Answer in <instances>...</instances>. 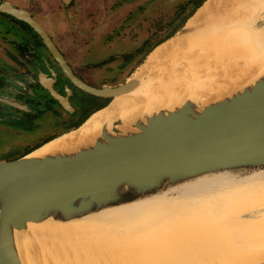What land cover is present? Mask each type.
<instances>
[{
  "label": "bare ground",
  "instance_id": "1",
  "mask_svg": "<svg viewBox=\"0 0 264 264\" xmlns=\"http://www.w3.org/2000/svg\"><path fill=\"white\" fill-rule=\"evenodd\" d=\"M223 1L206 0L188 19L184 34L148 54L134 73L141 78L136 89L115 97L79 128L55 137L32 155L91 142L104 123L118 117L128 120L144 111L171 109L188 98L205 100L206 86H212L206 93L215 98L263 74L264 0L249 4L248 11L258 6L253 15L259 14V19L248 14L255 19L242 26L230 20L229 10H224L225 17L218 14L216 7ZM218 19L221 30L215 25ZM225 51L231 58H223L224 65L217 56L226 57ZM215 57L220 59L218 70L204 66L211 59L216 63ZM27 236L29 243L44 238L48 254L64 264H261L264 171L198 180L174 194L132 200L73 221L31 224Z\"/></svg>",
  "mask_w": 264,
  "mask_h": 264
},
{
  "label": "water",
  "instance_id": "2",
  "mask_svg": "<svg viewBox=\"0 0 264 264\" xmlns=\"http://www.w3.org/2000/svg\"><path fill=\"white\" fill-rule=\"evenodd\" d=\"M0 13L30 26L77 89L111 101L140 84L136 77L115 87L85 84L27 11L0 0ZM188 19L157 46L184 34ZM211 87L203 89L205 100L188 98L171 109L104 123L91 142L32 155L39 146L0 160V264L26 259L38 264L46 254L56 259L44 238L28 242L31 224L73 221L132 200L174 194L198 180L264 171V73L215 98L206 93ZM55 98L67 108L65 100Z\"/></svg>",
  "mask_w": 264,
  "mask_h": 264
},
{
  "label": "rangeland",
  "instance_id": "3",
  "mask_svg": "<svg viewBox=\"0 0 264 264\" xmlns=\"http://www.w3.org/2000/svg\"><path fill=\"white\" fill-rule=\"evenodd\" d=\"M10 1L21 6L25 5V0ZM33 1L34 5L30 6L29 11L44 26L54 43L64 53L74 71L91 85L100 86L104 84L110 87L118 86L128 78L135 77L134 73L144 63L148 51H151L158 42L165 40L170 33L172 36L177 32L183 26L181 22L184 18L188 19L195 12L197 6L202 3V0H73V4L66 15L69 31L65 26V21L63 22L59 14L61 11L58 8V0ZM236 1L238 0H224V3L217 5L216 11L221 16L224 14L222 17H225V11L229 10L227 15L232 14V17L229 18L232 22L236 21L234 23L236 26H242L247 21L255 18L257 19L254 21L259 19V14L257 17L253 15L256 9L259 10L258 6L254 10L248 11L249 4L253 2L258 4L259 0H250L251 2L242 0V3ZM226 2L230 5L236 3L232 7L230 5L226 6L228 5ZM223 5H225V8L222 7ZM222 10H225L224 13ZM230 10L233 11L235 16ZM248 14L255 18L250 17ZM217 21L215 25H218L221 30L220 27L223 23L219 19ZM6 25L0 20V28H5ZM180 25L181 27H179ZM7 52L8 47L5 41L0 39V55L3 57L7 55ZM230 54L227 51L226 57H224V54H222V57L221 54L218 55L217 57H220L221 61L215 57L216 63L214 64L218 68L213 66V56L208 62L209 66H204L212 70H218L219 65L221 67V64L224 63V61L222 62L223 58L229 60L231 58ZM174 56L177 58V54H174ZM161 65V70H163L165 64ZM45 121L41 130L24 141L28 145L27 149L40 145L41 140L51 135L58 136L62 132L71 130L70 128L63 131L62 127L49 123L48 119ZM66 126H69V124L66 123L63 128ZM39 140L40 142H38ZM16 144L17 146H14L11 150L20 155L22 153L19 148L20 144L19 147L18 143ZM5 149L7 150L8 147L6 146ZM13 152L5 159H10L9 157L13 156ZM56 262L57 264H64L63 260L58 262L47 254L43 260H38V264H55Z\"/></svg>",
  "mask_w": 264,
  "mask_h": 264
},
{
  "label": "flooded vegetation",
  "instance_id": "4",
  "mask_svg": "<svg viewBox=\"0 0 264 264\" xmlns=\"http://www.w3.org/2000/svg\"><path fill=\"white\" fill-rule=\"evenodd\" d=\"M4 1L18 9L27 11L37 21L78 79L95 88L108 86L104 84L91 85L74 71L44 26L29 11L30 6L34 5L33 0H25L24 6L14 4L10 0ZM204 1L202 0V3ZM58 3V8L61 11L59 14L70 31L66 15L73 0H58ZM0 20L7 24L5 28H0L2 30L0 39H3L8 47L7 55L3 57L0 55V160L11 161L57 136L51 135L41 140L40 145L37 144L38 146L31 147V149L26 148L28 145L24 141L41 130L45 120L48 119L49 123L62 127L63 131L70 128L74 130L110 101L107 98L95 97L77 89L66 77L39 36L26 23L3 13H0ZM56 96L65 100L67 108L58 102ZM66 123L69 126L63 128ZM66 133L68 132L66 131ZM16 143H18V147L20 144L19 148L22 150L20 155L11 150L17 146ZM11 152H13V156L9 157L10 159H5Z\"/></svg>",
  "mask_w": 264,
  "mask_h": 264
},
{
  "label": "trees",
  "instance_id": "5",
  "mask_svg": "<svg viewBox=\"0 0 264 264\" xmlns=\"http://www.w3.org/2000/svg\"><path fill=\"white\" fill-rule=\"evenodd\" d=\"M200 5H201V4H200ZM200 5H199V6H200ZM199 6H197V7H199ZM192 14H193V13H192ZM190 15H191V14H190ZM186 20H187V18L185 17L184 20L181 22V25H183V24L185 23ZM181 25H180L179 27H181ZM169 37H171V33H170L165 39H167V38H169ZM163 41H164V40H163ZM161 42H162V41H161ZM161 42H158L155 46H157V45H158L159 43H161ZM155 46H154V47H155ZM149 52H150V50L148 51V53H149ZM148 53H147V54H148Z\"/></svg>",
  "mask_w": 264,
  "mask_h": 264
}]
</instances>
